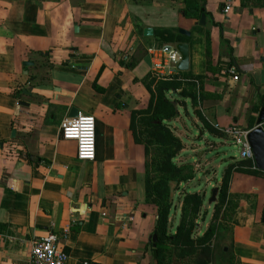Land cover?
Segmentation results:
<instances>
[{
  "label": "crops",
  "instance_id": "crops-1",
  "mask_svg": "<svg viewBox=\"0 0 264 264\" xmlns=\"http://www.w3.org/2000/svg\"><path fill=\"white\" fill-rule=\"evenodd\" d=\"M188 6L195 10L186 15ZM162 29L170 36L162 39ZM178 43L188 44L189 63L173 80L194 83L200 137L206 131L229 138L210 133L197 112L219 132L254 128L264 106V0H0V264H27L32 242L51 230L67 264H158L151 241L156 210L145 202L148 158L130 121L148 104L149 78L158 81V50ZM187 100L174 102L177 110ZM72 107L95 118L92 161L79 160L75 141L61 137L59 123ZM170 127L182 142L179 155H187L185 133ZM191 153L197 158L176 160L200 163V147ZM242 160L256 168L254 159ZM257 170L232 173L235 207L220 221L207 264H264V171ZM184 188L176 192L179 220ZM194 192L205 201L206 191ZM204 204L196 237L213 216V203Z\"/></svg>",
  "mask_w": 264,
  "mask_h": 264
},
{
  "label": "trees",
  "instance_id": "trees-1",
  "mask_svg": "<svg viewBox=\"0 0 264 264\" xmlns=\"http://www.w3.org/2000/svg\"><path fill=\"white\" fill-rule=\"evenodd\" d=\"M193 10L195 9L188 6L185 10L186 15H189ZM158 32H160L162 39L164 34L170 36L167 29ZM153 84L154 90L151 89ZM146 86L150 93L148 104L145 109L131 113L130 129L134 140L143 144L145 155L147 158L150 157V166H152L148 169L149 163L146 162L145 202L153 205L156 210L157 217L153 233L156 234L158 241L156 242L158 264H170L164 248L167 245L172 246L178 252L179 257L191 256L195 258V264H207L211 250L210 244L220 221L224 220L228 215L227 213H231L235 207L228 194L232 173L234 171L245 173L259 171L252 168L253 163L251 160H237L225 167L218 186L217 199L213 203L212 219L203 234L198 237H196L197 217L201 212L202 204H204V195L198 192L183 194L180 220L174 233L170 234L168 231L169 215L174 206L172 196L180 189V184L189 177L186 174L189 164L180 163L176 160L183 146L179 137L170 127V121L178 116V110L174 102H183L184 99L188 98L193 105H196V91H194V83L191 81L181 87L180 81H156L152 77L149 78ZM179 87H181V90L177 93L176 89ZM169 91L171 93H168ZM197 113L203 127L210 133H223L214 129L205 119L203 120L199 112Z\"/></svg>",
  "mask_w": 264,
  "mask_h": 264
},
{
  "label": "built area",
  "instance_id": "built-area-1",
  "mask_svg": "<svg viewBox=\"0 0 264 264\" xmlns=\"http://www.w3.org/2000/svg\"><path fill=\"white\" fill-rule=\"evenodd\" d=\"M230 5L224 6L228 12ZM169 45H163L159 51V60L152 65V72L158 80H173L179 77L177 64L180 60L179 52ZM234 74L235 69L229 71ZM178 76V77H177ZM187 81L189 78H179ZM197 86V82H195ZM198 87V86H197ZM60 134L63 139L74 140L76 157L79 160L92 161L96 153L95 118L91 114L78 113L76 117H64L59 123ZM231 137L240 148L239 156L242 159H253L251 146L246 138L247 130L231 126L222 131ZM57 234L48 231L44 236L34 240L31 244L27 264H67L69 255L60 245ZM81 264H92L82 261Z\"/></svg>",
  "mask_w": 264,
  "mask_h": 264
},
{
  "label": "rangeland",
  "instance_id": "rangeland-1",
  "mask_svg": "<svg viewBox=\"0 0 264 264\" xmlns=\"http://www.w3.org/2000/svg\"><path fill=\"white\" fill-rule=\"evenodd\" d=\"M178 111H179V117L170 121L174 126L177 128L181 129L186 136H183V141L187 144L186 148V153L187 155H177L176 158H179L180 156L188 159H194L197 158L196 154L191 153L193 148H196V150L199 149L200 147V153L202 154L201 156V162L197 163L194 162V165H188V170L186 174L189 176L188 178L191 179L194 176V181L189 185V187L184 188L179 187L180 189L178 190H183L185 189L186 192H194L198 189H202L206 191V198L204 201L205 207H207L209 204L207 200L209 199V195L211 192V189L217 182L221 180V176L223 173V170L226 166H228V162L231 161V159H239V152L240 148L237 144L233 142L230 136L227 140H223L219 137H215L210 135L208 132L204 131L202 132V135L204 138L200 137V131L198 126H195L193 119H195V114L191 105V102L189 100L186 101V106L184 107L182 104L178 105ZM197 119V118H196ZM199 126L202 125V123L198 120L197 122ZM222 141V142H221ZM207 142H215L216 145L213 148H208V145L206 144ZM185 156V157H184ZM204 159V160H203ZM209 161L208 165H205V161ZM148 164V169H150L152 166L150 163V157L147 159ZM188 164V163H187ZM203 165V166H202ZM201 167V168H200ZM205 168V172L202 175L199 169ZM187 178V179H188ZM185 180L184 183L188 182V180ZM177 190V191H178ZM176 191V192H177ZM173 194V202H174V207L172 210V215H174V220L171 224V227L174 228L176 224L178 223L179 220V209L178 207L175 208V204L178 203V194H181L182 192H179ZM210 210L207 214H205L206 218H203V223H208L209 222V217H210ZM204 216V217H205ZM202 221L201 219L199 220V224H201ZM200 226V225H199ZM170 264H191L189 260H182L179 261L176 252H173V249L170 246H165L164 247Z\"/></svg>",
  "mask_w": 264,
  "mask_h": 264
},
{
  "label": "water",
  "instance_id": "water-1",
  "mask_svg": "<svg viewBox=\"0 0 264 264\" xmlns=\"http://www.w3.org/2000/svg\"><path fill=\"white\" fill-rule=\"evenodd\" d=\"M201 23H203L204 15H201ZM144 34H152V28L146 27L143 30ZM179 32L185 35H189V32L183 29H179ZM169 49L171 48L168 46ZM175 48L177 51L180 53V60L177 64V68L179 70H187L188 68V63H189V46L187 43H178L176 44ZM28 63V62H24ZM78 114L77 110L72 107L70 109V117H76ZM264 122V106L260 110L257 121H256V126L250 130L247 131L246 138L251 146L252 153H253V159L255 163V167L261 171H264V127H262V124ZM14 131L12 132L13 135ZM217 192H218V187H213L211 189L210 197L208 199V203L212 204L216 201L217 199ZM263 220H264V211H263ZM151 241L152 246L155 247V244L157 242V237L156 234H152L151 236ZM153 256L156 259L157 257V250L154 248L153 250Z\"/></svg>",
  "mask_w": 264,
  "mask_h": 264
}]
</instances>
